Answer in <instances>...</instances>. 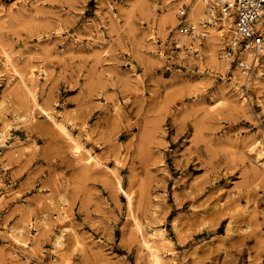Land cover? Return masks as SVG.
Instances as JSON below:
<instances>
[{
    "label": "rangeland",
    "instance_id": "1",
    "mask_svg": "<svg viewBox=\"0 0 264 264\" xmlns=\"http://www.w3.org/2000/svg\"><path fill=\"white\" fill-rule=\"evenodd\" d=\"M182 8L0 0V264H264V56Z\"/></svg>",
    "mask_w": 264,
    "mask_h": 264
},
{
    "label": "built area",
    "instance_id": "2",
    "mask_svg": "<svg viewBox=\"0 0 264 264\" xmlns=\"http://www.w3.org/2000/svg\"><path fill=\"white\" fill-rule=\"evenodd\" d=\"M206 5L207 17L202 24H196L187 19L186 8L179 11L180 21L177 32L186 36L192 42L203 39L207 30V24L222 25V15L228 14L234 21V32L242 43V49L249 52L251 61H239L243 72L249 73L252 69H258L264 56V0H202ZM219 14V15H218ZM175 47H181V43L175 39ZM228 56L230 50L226 51Z\"/></svg>",
    "mask_w": 264,
    "mask_h": 264
},
{
    "label": "bare ground",
    "instance_id": "3",
    "mask_svg": "<svg viewBox=\"0 0 264 264\" xmlns=\"http://www.w3.org/2000/svg\"><path fill=\"white\" fill-rule=\"evenodd\" d=\"M184 2L185 3H187V5H188V12H189V19L191 20V21H193V22H196V23H201V22H203L204 21V18H203V15H205V14H207V12H206V5L202 2V0H184ZM222 18L224 19V23H225V27L227 28V31H229L230 32V30L232 29L233 31H235L234 30V21H233V19H232V17H230L228 14H223L222 15ZM173 21H175L174 19L172 20V22ZM263 22H264V20H262ZM171 22V23H172ZM171 26H172V24H171ZM170 26V27H171ZM206 26V25H205ZM172 29V28H171ZM222 31V30H221ZM232 31V33L231 34H229L228 32H227V34H228V36H230L231 35V37H232V41H237V34H235V32H233ZM224 32V31H223ZM175 33H176V36H178V38H182L184 41L186 40L187 41V37L186 36H182V35H180L177 31H175ZM222 34V33H221ZM177 38V39H178ZM183 41V42H184ZM187 43V42H186ZM195 44V43H194ZM197 45V44H196ZM185 46V45H184ZM181 50V49H180ZM184 53H185V51H184ZM183 53V54H184ZM249 54V53H248ZM181 57V56H180ZM12 56L11 55H7L6 57H5V59H4V67L8 70H5L6 72H9L10 73V75H13L14 73H15V69H14V67H13V65H12ZM3 63V62H2ZM261 68V67H260ZM263 68V67H262ZM260 71V70H259ZM21 77V76H20ZM260 79V78H259ZM261 80V79H260ZM263 81V80H262ZM33 98L34 99H36V96H35V94H33ZM54 120V123H56V125L57 126H59V128L60 129H62L63 131H66V126H65V124L62 122V121H59V120H56L55 118H53ZM7 124H9V123H7ZM5 129H7V128H5ZM261 133V132H260ZM3 134V133H2ZM68 134V133H67ZM70 135V134H69ZM261 137V136H260ZM0 138H1V143L2 144H5L6 143V139H7V135H1L0 134ZM259 139H261V138H259ZM73 143H76L77 145H79L80 146V144H79V142L78 141H76V139H73ZM257 144V143H256ZM259 145H260V143H259ZM255 147V146H254ZM262 147V146H261ZM253 149V148H252ZM258 149V148H257ZM250 150V149H249ZM255 150H256V148H255ZM263 152H264V150H263ZM253 153H257V152H254L253 151ZM262 153V152H261ZM261 153L259 154V155H254V158L256 157V159L257 158H259L260 159V157L262 156L261 155ZM258 154V153H257ZM264 162V161H263ZM263 162H261V163H263ZM259 163V162H258ZM62 194V193H61ZM61 198V197H60ZM63 199H64V197H63ZM68 202V201H67ZM65 203V202H64ZM69 208H71V206L69 207ZM66 210V209H65ZM65 210H63V211H61V214H62V216H67V213H66V211ZM68 210V209H67ZM69 214V213H68ZM63 219V218H62ZM65 219V218H64ZM60 221V220H59ZM66 221H67V218H66ZM72 232H73V236L72 237H74V242H75V244L77 245L78 243H82L81 242V240L79 239L80 238V236H78V235H76V232L74 231V229L73 230H71ZM68 232H70L67 228H63V229H61L60 230V232L57 234V236H56V238H55V240H54V244H55V246L58 248V247H61V245H62V239H63V237L64 236H66V234L68 233ZM10 236H12L11 234H10ZM78 236V237H77ZM19 237V236H18ZM19 238H21V237H19ZM14 239V238H13ZM17 239V238H16ZM16 239H14V240H16ZM82 239V238H81ZM18 241H20V242H22V243H24V244H26V242L25 241H23L22 239L20 240V239H18ZM16 242H17V240H16ZM18 243V242H17ZM22 243H20V244H22ZM27 245V244H26ZM23 246V245H22ZM149 247V250H148V255H149V257H150V260H151V262L153 263V264H163V259H162V257H161V255H160V253H159V251L158 250H156V247L154 246V245H149L148 246ZM55 250V249H54ZM58 251V250H57ZM57 254H58V252H57Z\"/></svg>",
    "mask_w": 264,
    "mask_h": 264
}]
</instances>
